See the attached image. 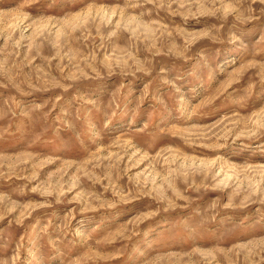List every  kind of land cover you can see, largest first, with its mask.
I'll return each instance as SVG.
<instances>
[{
    "label": "rangeland",
    "instance_id": "374dc122",
    "mask_svg": "<svg viewBox=\"0 0 264 264\" xmlns=\"http://www.w3.org/2000/svg\"><path fill=\"white\" fill-rule=\"evenodd\" d=\"M0 264H264V0H0Z\"/></svg>",
    "mask_w": 264,
    "mask_h": 264
}]
</instances>
